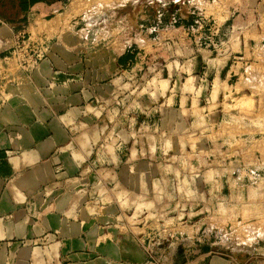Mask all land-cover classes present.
<instances>
[{"label":"crops","instance_id":"obj_1","mask_svg":"<svg viewBox=\"0 0 264 264\" xmlns=\"http://www.w3.org/2000/svg\"><path fill=\"white\" fill-rule=\"evenodd\" d=\"M137 1L0 16V264H241L185 211L190 183L173 152L223 123L219 100L238 72L218 68L220 53L239 63L264 46V20L249 16L264 0H208L200 29L203 0H163L156 19ZM18 35L46 38L37 68L17 66ZM210 41L220 48L208 59L198 44Z\"/></svg>","mask_w":264,"mask_h":264},{"label":"rangeland","instance_id":"obj_2","mask_svg":"<svg viewBox=\"0 0 264 264\" xmlns=\"http://www.w3.org/2000/svg\"><path fill=\"white\" fill-rule=\"evenodd\" d=\"M115 1L78 0L72 4H78L82 11H98L129 0ZM199 1L201 5L206 3L205 15L201 16L207 26L212 5L208 0ZM137 2L139 16H144L143 11L147 9L148 14L153 11L156 19L163 0ZM239 2L237 10H243V2ZM249 16L264 20L261 12ZM205 46L198 44L201 50L210 51L206 55L208 59L220 48L219 45ZM225 56L220 53L224 59H220L218 68L228 67L238 73L230 75L232 89L219 100L224 112L223 123L216 126L207 139L201 138L202 131L196 130V138H190L173 152L184 156L182 164L186 172L182 179L190 183L179 191L184 198L185 211L195 209L209 229L204 239L214 244L218 256L231 263L264 264V46L256 50L255 58L236 59L239 63L229 62ZM159 67L156 63V68ZM133 81H137L131 82L135 85L145 83L137 78ZM221 83L222 80H216L217 91Z\"/></svg>","mask_w":264,"mask_h":264},{"label":"built area","instance_id":"obj_3","mask_svg":"<svg viewBox=\"0 0 264 264\" xmlns=\"http://www.w3.org/2000/svg\"><path fill=\"white\" fill-rule=\"evenodd\" d=\"M205 18L200 17L196 24L199 29L205 26ZM171 26H177V20L173 18ZM195 26L184 28L188 34L194 29ZM205 47H216L213 41L204 43ZM49 46L47 45L46 38L40 37L37 40H32L30 35H18L17 47L12 53L13 59L19 68L24 70L35 69L39 66L41 60L46 56Z\"/></svg>","mask_w":264,"mask_h":264},{"label":"trees","instance_id":"obj_4","mask_svg":"<svg viewBox=\"0 0 264 264\" xmlns=\"http://www.w3.org/2000/svg\"><path fill=\"white\" fill-rule=\"evenodd\" d=\"M64 0H0V16L10 23L25 22L21 12L34 6L38 2H52Z\"/></svg>","mask_w":264,"mask_h":264},{"label":"bare ground","instance_id":"obj_5","mask_svg":"<svg viewBox=\"0 0 264 264\" xmlns=\"http://www.w3.org/2000/svg\"><path fill=\"white\" fill-rule=\"evenodd\" d=\"M78 0H73V3H77ZM126 0H120V2H125ZM75 5V4H74ZM112 5V4H111Z\"/></svg>","mask_w":264,"mask_h":264}]
</instances>
